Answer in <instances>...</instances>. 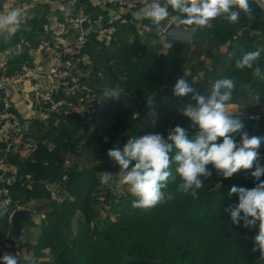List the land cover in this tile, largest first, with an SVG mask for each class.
<instances>
[{
	"label": "trees",
	"instance_id": "16d2710c",
	"mask_svg": "<svg viewBox=\"0 0 264 264\" xmlns=\"http://www.w3.org/2000/svg\"><path fill=\"white\" fill-rule=\"evenodd\" d=\"M252 7L255 16L252 21L243 14L236 24L218 17L210 28H198L188 66L182 63V45L165 34L163 27L153 23L148 33L143 31L149 34L145 41H142L144 35L130 46L125 41H116L118 49L112 52L114 60L109 69H103L100 57L91 61L87 65L91 71L89 79L82 81L90 85L98 97L103 99L102 86L98 85L101 80L104 89L119 86L123 92L119 99H104V105L99 106L92 118L58 117L57 128L51 125L36 129V145L28 157L19 158L7 152L20 175V180L10 188L13 207L16 204L33 207L37 212H44L47 218L41 224L35 223L33 218L25 223L22 243L17 245L11 237V210L0 207L3 213L0 237L10 244L8 248L6 243H0V257L25 249L40 258L45 256L44 248L49 247L54 261L39 264H264L259 260V251H252L258 223L251 229L235 226L225 211L230 205L238 204V195H229L232 186L248 189L256 186L251 176L255 164L252 169H242L230 178L215 172L207 179L202 178L204 187L197 190L198 198L178 191L181 181L175 173L177 165L173 164L176 179L169 182L165 191L172 192L174 198L150 209L133 208L135 197L113 191L114 186L100 184V174L104 171L119 175V165H109L105 156L114 147L122 150L128 141L126 136L139 138L149 132L159 133L166 139L169 130L177 125L186 130L189 138L198 131L187 117L180 120L176 117L173 121L178 106L190 99V96L173 94L180 78L204 94L210 92L216 80L233 78L236 88L229 103H236L252 114L262 111L264 80L253 76L252 69L235 67L242 52L259 48L261 56L254 67L264 69V10L255 3ZM169 11L168 21L178 15L171 8ZM246 27H250L251 35L240 36V31ZM89 38L85 44L87 52L104 46L93 32L89 33ZM8 39L1 38L0 52L12 45H5ZM209 44L216 49L208 53ZM222 47H227V51L221 56L213 55L209 66L202 56L221 51ZM247 86L259 93L258 97H249ZM150 96L154 99L152 107L148 104ZM149 112L155 113L154 123L144 131L139 121ZM233 116H240L250 136L264 138L263 118L256 127L253 120ZM239 140L237 135V142ZM221 142L222 138H218L217 143ZM4 148L8 149V145ZM257 152L258 162L264 165V139ZM261 180L264 181V176ZM50 187L57 192L53 194ZM100 194H104L103 201L99 199ZM42 199L50 201L35 207L31 205V201ZM107 205L112 211L106 209ZM101 211L106 213L105 217ZM111 213L116 214L115 221ZM35 230L39 233L38 244L24 241V234ZM19 263L27 264L21 259Z\"/></svg>",
	"mask_w": 264,
	"mask_h": 264
},
{
	"label": "clouds",
	"instance_id": "9594fccd",
	"mask_svg": "<svg viewBox=\"0 0 264 264\" xmlns=\"http://www.w3.org/2000/svg\"><path fill=\"white\" fill-rule=\"evenodd\" d=\"M252 3L264 10V0H145L143 14L159 26L171 16V8L172 12L178 14L174 18L177 26L194 25L204 29L210 28L212 21L218 17H223L231 24L239 23L242 14L248 20H254ZM26 15L20 8H12L0 15V34H14L26 22ZM168 46L172 47L171 44ZM261 51L258 48L242 52L235 62L236 69H252L253 76L264 80V69L254 67ZM247 87L249 97H258L259 93L252 90L251 86ZM235 88L233 78H221L213 83L208 94H204L193 88L186 79H178L173 94L177 97L190 96V99L179 105L177 111L189 118L198 131L189 138L186 130L177 125L169 130L166 139L159 133L129 138L122 150L114 147L107 151V156L119 165V183L113 180V173L104 171L100 176V184L114 186L113 191L119 185H126L136 198L132 201V207L150 209L174 198L172 192L165 191L169 182L176 179L172 171L173 164L177 165L175 173L181 181L177 185L178 191L190 194L193 198H198L197 190L204 187L203 179L212 175L208 165L211 164L223 178H230L242 169H252L255 164L251 176L257 182L256 186L251 189L232 186L229 195L237 194L238 204L230 205L225 211L235 226L251 229L258 223L252 251H259V260L264 262V181L261 180L264 165L258 162L257 152L264 138L250 136L240 116L229 113L228 105L233 100ZM122 92L119 86L106 87L103 97L119 99ZM148 104L154 106L152 96L148 97ZM237 135L240 137L239 142L236 140ZM218 138H222L221 143H217ZM0 262L19 264L18 258L10 253L0 257ZM29 264L36 262L32 259Z\"/></svg>",
	"mask_w": 264,
	"mask_h": 264
},
{
	"label": "crops",
	"instance_id": "0c3cea01",
	"mask_svg": "<svg viewBox=\"0 0 264 264\" xmlns=\"http://www.w3.org/2000/svg\"><path fill=\"white\" fill-rule=\"evenodd\" d=\"M12 8H20L26 13V22L22 23L20 29L10 36L7 33L0 34V41L1 38L8 36L9 39L5 45L12 44L0 52V76L16 74L26 65H43L45 70L54 65H66L62 51L67 45L76 41L80 32L79 27L73 24L70 18L82 8L94 18L97 15L103 16L101 27L105 32L97 39L104 43L102 48L96 46L94 51L88 50L87 52V46H84L80 50L78 57L81 60L75 64V67L87 71L84 79L81 80L89 79L91 71L87 65L97 57H100L103 69L111 67L114 60L112 52L118 49L116 41H125L124 43L130 46L133 41L143 35L141 39L145 41L149 35L146 33L150 31L152 25V21L144 16V9L128 11L118 7L115 0H0V15L6 14ZM169 21L166 20V23H161L160 26L165 29ZM142 25L146 27L144 30ZM87 26L88 28L85 26L83 28L91 32L92 27ZM246 28L250 29V27ZM89 39L88 37V42ZM224 49L221 48L220 52L225 51ZM208 65L211 66L210 62ZM98 85L104 90V81L101 80ZM37 89L50 90L62 96L66 94L65 88L48 73L34 75L22 84L2 89L4 93L0 90V158L5 157L1 156L3 153L8 157L7 152L9 151L15 153L17 157H28L36 145V134H38L36 129L47 128L51 125L57 128L60 123L57 116L44 111L37 102L34 96ZM98 98L100 106L104 105V97L103 99ZM5 112L12 114L22 125L24 142H26L24 135L30 133L35 140V145L26 142L30 148L23 150L11 143L14 132L11 121L3 120L1 117ZM101 140L104 141V136ZM7 145L8 149H5ZM11 147H16V149H11ZM9 161L17 167L10 159ZM50 190L53 194L55 193L51 187ZM48 201L50 200L31 201V205H44ZM33 218L35 222V217Z\"/></svg>",
	"mask_w": 264,
	"mask_h": 264
},
{
	"label": "built area",
	"instance_id": "2783aa9c",
	"mask_svg": "<svg viewBox=\"0 0 264 264\" xmlns=\"http://www.w3.org/2000/svg\"><path fill=\"white\" fill-rule=\"evenodd\" d=\"M118 7L126 9L128 11H136L144 9L145 0H115ZM103 16L99 15L94 18L91 17L85 9H81L76 15H72L70 21L79 27L80 32L75 42L67 45L62 55L66 61V65H54L45 70L43 65H26L22 70L13 75L0 76V90L17 86L24 83L29 78L37 74L48 73L58 84H61L65 90V96H60L53 91L37 89L34 92V96L40 106L47 113L53 114L60 118H66L71 116H80L82 118H92L97 112L100 106V100L94 91V89L79 79L72 72V68L75 67L81 59L78 57L80 50L88 42L89 33H95L99 37L104 35V29L101 27L103 24ZM85 24L92 27V31L83 28ZM3 120L11 121L13 127V135L11 137V143L18 148L28 150V145L23 140L22 125L19 121L10 114L3 113L1 115ZM261 118V117H260ZM111 166H115L116 162L109 159ZM30 178L29 176L27 177ZM20 180L19 170L12 165L7 156L0 158V207L7 210H11V215L18 209H30L33 210V216L36 223H43L46 221V214L43 212H37L36 209L27 208L16 204L13 207V200L10 195V188L13 187ZM10 215V216H11ZM6 243L10 248V244L7 243L5 238L0 237V243Z\"/></svg>",
	"mask_w": 264,
	"mask_h": 264
},
{
	"label": "rangeland",
	"instance_id": "374dc122",
	"mask_svg": "<svg viewBox=\"0 0 264 264\" xmlns=\"http://www.w3.org/2000/svg\"><path fill=\"white\" fill-rule=\"evenodd\" d=\"M223 48H225L224 49L225 51H223V52H226L227 48L226 47H222V49ZM213 49H216V47L213 44H209L206 47V51L208 53L211 52ZM220 54H222L220 51L214 50L209 55L202 56V57L205 60H207L208 62H210V64H211L212 63L211 62V58L213 57V55L221 56ZM188 65H189V63H188ZM187 73H189V72H187ZM201 77H203V74H201ZM195 79H197V78H195ZM228 111H229V113L231 115H241L244 119L255 121L256 122V127L258 126V123L260 122V120H261V118H262V116L264 114V108L259 113L252 114L249 111H247L245 108H242L240 105H238L236 103H229ZM180 114L181 113L178 112L177 115L173 118V121L176 119V117H179L178 120H180L181 118H183V119L185 118L184 116H180ZM154 118H155V116L152 114V112H149L148 115H145L144 117L140 118L139 127H142L143 130L146 131V127L149 126V125H150L149 127H151V125L154 123ZM172 129H173V127H172ZM147 134H149V132ZM126 135H129V134L126 133ZM144 135H146V132H144L142 136H144ZM126 137H128L126 139L131 138V136H126ZM236 140H237V136H236ZM115 148H117V147H115ZM105 159H106V162L110 165V161H109L110 158L106 155ZM209 170L212 173H214V172H215V174L217 173V171L213 168V166H211L209 168ZM100 176H101V174H100ZM119 179H120L119 175L113 176V180L116 182V184L119 183ZM217 185H220V184H217ZM105 187H111V186H105ZM52 189H53V191H56V188L53 187ZM116 190H117L118 193H121V194H130V192L128 191V187L126 185H119V187H117ZM99 199L101 201H103L104 200V194L103 195L100 194ZM104 204H105V202H104ZM106 209L108 211H112V208L110 207V205H107ZM101 213H103L102 215L104 217L106 216V213L104 211H101ZM111 219H112V221L116 220V214L115 213H111ZM38 235H39V233L36 230L34 232H30V233L27 231L26 234H24V241H29V243L37 245L38 244ZM43 252L45 253V256L44 257H40V258L38 256H36V254H34L32 252V250L31 251H27L25 249L21 250V251H19L17 253H14V255L18 258V260L21 259L22 261H25L27 264H29V261L32 260V259L35 260L36 264H39L42 261H48V262H53L54 261L53 260V253L51 252V249L49 247L44 248Z\"/></svg>",
	"mask_w": 264,
	"mask_h": 264
},
{
	"label": "water",
	"instance_id": "95a60500",
	"mask_svg": "<svg viewBox=\"0 0 264 264\" xmlns=\"http://www.w3.org/2000/svg\"><path fill=\"white\" fill-rule=\"evenodd\" d=\"M161 23L165 24L166 20L162 21ZM87 25L88 24H85L84 26L88 28ZM197 30V27H187L186 25L177 26L174 18L167 23L164 29L165 34H167L170 38L179 42L182 45V63L184 66L188 65L190 61L194 48V35ZM250 34L251 31L249 28H244L239 33L240 36H247ZM72 72L80 79H84V76L87 74V71H82L76 67L72 68ZM1 92L4 93V90H1ZM262 118L264 119V114ZM24 139L29 144L35 145V140L33 139L32 134H25ZM12 148L16 149V147H11V149ZM32 218L33 210L30 209H18L10 216L11 237L17 245H20L22 243V236L25 230V223L29 222Z\"/></svg>",
	"mask_w": 264,
	"mask_h": 264
}]
</instances>
